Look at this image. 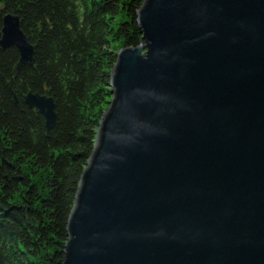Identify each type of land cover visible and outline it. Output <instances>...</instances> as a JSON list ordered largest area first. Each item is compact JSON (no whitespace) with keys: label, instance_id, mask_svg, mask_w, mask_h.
Here are the masks:
<instances>
[{"label":"water","instance_id":"water-1","mask_svg":"<svg viewBox=\"0 0 264 264\" xmlns=\"http://www.w3.org/2000/svg\"><path fill=\"white\" fill-rule=\"evenodd\" d=\"M136 23L139 46L116 54L62 264H264V0H144ZM9 48L16 78L35 49L11 13L0 28ZM45 92L23 104L49 133Z\"/></svg>","mask_w":264,"mask_h":264},{"label":"trees","instance_id":"trees-1","mask_svg":"<svg viewBox=\"0 0 264 264\" xmlns=\"http://www.w3.org/2000/svg\"><path fill=\"white\" fill-rule=\"evenodd\" d=\"M143 1L0 0V28L3 15H17L35 49L16 78V51L0 49V264H62L68 217L112 99V46H139ZM44 89L57 113L49 133L23 104Z\"/></svg>","mask_w":264,"mask_h":264},{"label":"rangeland","instance_id":"rangeland-1","mask_svg":"<svg viewBox=\"0 0 264 264\" xmlns=\"http://www.w3.org/2000/svg\"><path fill=\"white\" fill-rule=\"evenodd\" d=\"M124 48V47H123ZM112 49L115 51V53L117 54L121 49H122V46H121V44H114L113 46H112ZM108 108V107H107ZM107 108H106V110H107ZM105 110V111H106Z\"/></svg>","mask_w":264,"mask_h":264},{"label":"flooded vegetation","instance_id":"flooded-vegetation-1","mask_svg":"<svg viewBox=\"0 0 264 264\" xmlns=\"http://www.w3.org/2000/svg\"><path fill=\"white\" fill-rule=\"evenodd\" d=\"M4 16V15H3ZM3 16H2V18H3ZM1 22H2V19H1Z\"/></svg>","mask_w":264,"mask_h":264}]
</instances>
